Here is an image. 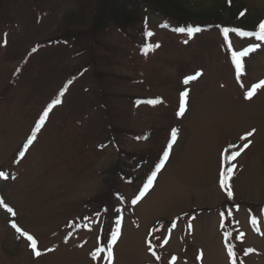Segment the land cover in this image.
Masks as SVG:
<instances>
[{
    "label": "rangeland",
    "instance_id": "obj_1",
    "mask_svg": "<svg viewBox=\"0 0 264 264\" xmlns=\"http://www.w3.org/2000/svg\"><path fill=\"white\" fill-rule=\"evenodd\" d=\"M224 1L199 6L216 9ZM242 2L252 20L264 17V0ZM98 3L0 0V172L7 177H0V264H107L105 252L93 255L106 230L113 264H231L221 218L211 212L227 200L218 184L224 149L249 142L231 188L241 204L231 219L232 241L236 260L264 264V88L246 98L264 81V41L232 38L234 51L259 45L261 54L246 60L238 79L218 30L178 37L154 21V49L143 55L116 27L95 32ZM71 76L68 93L36 135L37 120ZM119 149L151 160L166 153L169 162L148 196L157 191L141 199L153 174L141 170L135 184L121 185L123 200L114 203L108 229L105 213L76 229L75 221L94 209L89 199L101 191ZM168 183H182L185 196L148 208ZM186 213L172 228L169 222ZM21 232L37 241L38 258ZM136 237L138 252L129 246ZM246 249L256 253L246 257Z\"/></svg>",
    "mask_w": 264,
    "mask_h": 264
},
{
    "label": "trees",
    "instance_id": "obj_2",
    "mask_svg": "<svg viewBox=\"0 0 264 264\" xmlns=\"http://www.w3.org/2000/svg\"><path fill=\"white\" fill-rule=\"evenodd\" d=\"M199 0H99L98 10L93 28L95 32L99 33L106 30L109 26L116 27L123 37L130 40V42L137 47L139 52L143 55H148L153 51L154 46L152 41L155 36V29L151 23L154 21L168 22L174 25V32L180 36L187 35L194 38L204 33L212 31H219L221 42L224 40L223 45L226 48L227 56L231 63H235L232 53L234 51L231 39L239 38L241 40H256L261 42L256 37H248L240 35L241 32H258V25L264 22V17L251 19L248 16L249 10L242 2V0H225L216 9L205 10L200 8ZM228 28V36L224 35V29ZM184 29V31H180ZM199 29V31H193ZM235 29L236 31H231ZM133 32L134 34H130ZM151 33V35H149ZM260 49H254L251 58H243V68L245 70L246 58L252 59L259 56ZM29 54L26 55L28 58ZM28 59H25L16 70L11 84L16 82L19 78L21 69L26 65ZM229 60V61H230ZM241 69H238L239 78L243 76ZM73 80L71 76L62 86L58 93L59 100L66 94L70 84ZM57 96L51 101L53 103ZM148 101L152 99H137L140 105H153ZM157 101V100H156ZM130 135H136L135 132H128ZM232 146V147H230ZM245 148H240L239 145L229 144L224 152V164L222 172L229 166L227 156L231 152H239L240 154L231 160V164L235 165L231 179L229 180V188H224L228 201L214 212L220 216L223 215L224 226L227 231V239L229 240L232 248L234 244L232 241V226L231 221L234 208H239V205L232 201V195L229 196L228 192L231 191V185L236 180L237 165L236 160L244 152ZM159 158L151 160L148 153L141 155L134 152H126L118 150V158L104 177V182L100 193L91 199L89 202L98 204L96 213H101L106 210L107 216L111 215L113 211L114 202L122 200L121 185H133L138 180L139 172L141 170L149 169L151 165L156 164ZM232 193V191H231ZM187 215L183 214L175 218L174 225L178 220L183 221ZM191 219H193L191 217ZM172 224V222L170 223ZM246 255L255 254L253 249H246ZM239 264V261L238 263Z\"/></svg>",
    "mask_w": 264,
    "mask_h": 264
},
{
    "label": "snow or ice",
    "instance_id": "obj_3",
    "mask_svg": "<svg viewBox=\"0 0 264 264\" xmlns=\"http://www.w3.org/2000/svg\"><path fill=\"white\" fill-rule=\"evenodd\" d=\"M258 29H259L258 32H241L240 35L248 36V37H253L254 36L259 41H264V22H261L258 25ZM180 31H184V29H180ZM193 31H199V29H194ZM229 31L230 30L228 28H225L224 29V35L228 36ZM231 31H236V30L232 29ZM149 35H151V33H149ZM155 47H159V45H155ZM257 47H259V45H257ZM33 51H35V49ZM247 55H248V51H241V52L233 51L232 56H233V59L235 60L237 69H241L242 70V68H243V58L245 56H247ZM198 75H199V73L196 74V75L188 77V79L185 80V83H188L190 80L196 79ZM260 88H264V81H261L260 83L256 84L248 92H246V98L247 99H251L256 94L257 90L260 89ZM187 95H188L187 92L183 93V96L185 98L187 97ZM157 102H159V101H156V100L148 101V103H151V104H155ZM59 103H61V101L59 99H56L53 102V105L51 107H54L56 104H59ZM51 107L48 109V111H45L42 114V116H41V118H40V120L38 122V125L36 127V132H39L40 126H42L44 124V121L47 118L49 111H51ZM182 113H183V105L181 107V114ZM176 135H177V131L173 130V132H172L173 142L175 141ZM247 135L250 136V135H252V133L250 132ZM246 138L247 137H243L242 139H246ZM35 139H36V137H35V135H33L31 137V139L28 141V144H31L32 141L35 140ZM248 146H249V144H245L244 148H247ZM230 147H232V146H230ZM239 154H240L239 152H231L227 156V159L229 161V166L225 169L224 172H222L221 181H220L221 186L224 187V188H229L230 187L228 182L231 179V176H232V173H233V168L235 167V165H232L230 162H231V160L235 159V157L238 156ZM0 177L7 178L3 172H0ZM151 184H152V180L150 179L148 181V185L150 186ZM228 195L229 196L232 195L231 191L228 192ZM0 204H4V202L2 200H0ZM4 206L7 207V205H4ZM8 211L11 212L12 210L9 208ZM252 223L253 224H258V221L256 220L255 217L252 218ZM13 227H16V226L13 225ZM17 231H20V229L17 228ZM21 235L25 236L27 238V240L30 242V247L33 249L35 255L37 257H39L41 255V252L39 250H37V241L31 235H28L26 232H21ZM118 235H119V229H117V232L114 233L113 236H112V244L115 243ZM104 251L107 252V259H108L109 264H110V262L112 260V247H111V244L107 245L106 249L105 248H101L98 252L94 253L93 254L94 258L99 257L100 252H104ZM202 255L203 254L201 253V257H202ZM229 255L233 257V264H236L235 252L233 251L232 246H229ZM157 259H159V257H157Z\"/></svg>",
    "mask_w": 264,
    "mask_h": 264
},
{
    "label": "bare ground",
    "instance_id": "obj_4",
    "mask_svg": "<svg viewBox=\"0 0 264 264\" xmlns=\"http://www.w3.org/2000/svg\"><path fill=\"white\" fill-rule=\"evenodd\" d=\"M182 183H180V186L178 187V185L175 183V185L174 186H172V184L170 185V183H168L167 184V186H166V188L167 187H169L168 189H166V190H164L163 189V194L160 196L161 197V201H160V199L158 200V202L156 201V203L155 202H152V203H150L149 204V206H151V207H148V208H154L156 205H157V207H159L160 206V203H162V201H166V200H168L169 202L170 201H172V200H174V199H180V198H183L184 196H185V192H183L182 191V189H181V185ZM177 189V190H176ZM157 191V189L156 190H154L149 196H148V199L155 193ZM136 242H137V237H136V239L135 240H131L130 241V243H129V246L131 247V248H133L136 252H138L139 251V249L137 248V246H135V244H136Z\"/></svg>",
    "mask_w": 264,
    "mask_h": 264
}]
</instances>
